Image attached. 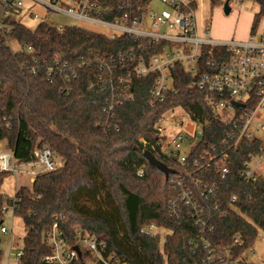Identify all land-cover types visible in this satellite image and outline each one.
Wrapping results in <instances>:
<instances>
[{
	"label": "trees",
	"instance_id": "16d2710c",
	"mask_svg": "<svg viewBox=\"0 0 264 264\" xmlns=\"http://www.w3.org/2000/svg\"><path fill=\"white\" fill-rule=\"evenodd\" d=\"M101 1L118 6L130 0ZM223 1L210 0V6ZM254 1L259 10L251 34L264 18V0ZM20 13L19 7L10 6L0 17V143L8 144L20 164L34 163L35 152L45 147L63 161L61 167L38 173L31 187L21 186L15 194L17 202L2 193L11 172L0 171V228L3 206L14 203L15 216L25 226L27 247L20 264H45L49 246L43 233L56 215L61 217L70 243L76 239L74 228L80 226L106 242L128 264H164L165 260L166 264H224L207 262L204 245L191 243L200 231L184 204L180 216L172 215L170 203L178 191L171 180L184 166L176 158H164L157 145V126L176 108L192 119L210 120L199 150L221 144L239 129L211 112L205 103L206 92L193 86L199 75L177 66V91L155 102L151 96L155 78L138 77L133 72L135 61L117 57L137 46L134 40L109 38L75 25H66L61 33L46 21L31 29L22 23ZM215 50L203 49L199 61L202 71L211 70L207 63ZM56 61L67 62L71 69L54 72ZM121 77L131 78L133 97L119 102L116 89L122 87ZM113 102V115L108 116L106 108ZM141 139L157 145V150L145 147ZM145 150L175 173L167 177L152 166L143 154ZM258 151L256 141L231 149L225 179L214 169L202 173L187 167L196 178L215 187L209 204L219 207L211 208V245L229 248L236 259L253 247L264 230V177L252 182L240 174L251 154ZM185 181L191 186L188 175ZM234 196L236 201H232ZM151 224L169 231L162 246L159 233L144 231ZM237 235L241 245L236 242ZM237 264L254 263L240 260Z\"/></svg>",
	"mask_w": 264,
	"mask_h": 264
},
{
	"label": "built area",
	"instance_id": "2783aa9c",
	"mask_svg": "<svg viewBox=\"0 0 264 264\" xmlns=\"http://www.w3.org/2000/svg\"><path fill=\"white\" fill-rule=\"evenodd\" d=\"M0 1L4 11L10 6H17L21 10L25 8L24 0ZM31 1L44 6L49 14L56 13L71 18L72 22L67 25L83 28H86L83 25L85 23L95 25L108 33L96 32L109 38L127 37L137 42V46H130L117 57L120 61H135L133 72L138 77L155 78L151 89V96L155 102H162L170 92L177 91L174 83V71L177 66L181 65L186 71L199 75L193 81V86L199 91L206 92L205 103L211 112L222 121L239 126V129L230 133L221 144L208 146L203 150H199V141L210 120L201 121L190 117L195 124L194 130H185L183 122H178L182 129L171 140H168L167 133L160 123L157 126L160 136L157 145L161 148L162 156L176 158L184 166L182 173H177L171 180V185L178 191L177 198L170 203L172 215L182 214V204L187 207V213L200 231L198 238L191 243L204 245L207 249V262L237 264L242 259L234 258L229 248H216L209 241L208 235L212 230L210 224H213L211 208L219 207V204L215 206L209 204L214 196L215 187L208 185L203 179L196 178L192 172L195 170L203 173L214 169L221 179H225L229 173L230 150L237 149L243 142L256 141L259 144V151L251 154L240 174L252 182L264 177V122L257 120L260 118L259 114L264 115V28H261V23L245 40L234 38L224 40L211 35L206 19L202 24L198 22L199 14H205L211 7L210 0H156L164 5L163 10L152 6L155 0H130L118 6L103 5L101 0ZM32 15L35 18L39 17L38 14ZM65 26L57 29L63 33ZM0 28L3 29L1 23ZM204 48L216 49L214 58L207 63L210 71H202L199 66ZM139 52L143 54H138ZM102 64L107 65L106 62ZM64 68L71 69L67 62L63 64L60 61L55 62L54 72ZM119 82L122 87L116 89L117 100L120 102L132 98L131 78L121 77ZM234 102L239 105L236 106ZM113 108L114 102L106 108L108 116L113 115ZM227 109L234 110L233 117L223 118V113ZM141 141L145 147L150 145L153 150H157V145L144 139ZM35 156L37 160L34 163L44 164V171L56 169L50 148L38 149ZM14 160L16 159L13 153H1L0 171L16 173L17 165L13 164ZM189 166L193 171L187 169ZM186 175L189 176L191 186L185 181ZM17 200L18 198L14 196V202ZM232 201H236L235 196ZM15 209L14 203L3 206L2 211L6 213L11 210L15 215ZM74 229L76 239L74 243H70L63 232L61 217L56 215L51 220L43 233L44 240L49 246V251L43 258L45 264H128L106 242L93 238L80 226ZM158 230L155 224L144 228L145 232L152 234H156ZM0 231L3 234L9 232L6 226H2ZM20 240L14 238L11 247V256L15 259V264H20L21 256L27 247L25 237L23 246H20ZM236 242L238 245L242 244L240 235L236 236Z\"/></svg>",
	"mask_w": 264,
	"mask_h": 264
},
{
	"label": "rangeland",
	"instance_id": "374dc122",
	"mask_svg": "<svg viewBox=\"0 0 264 264\" xmlns=\"http://www.w3.org/2000/svg\"><path fill=\"white\" fill-rule=\"evenodd\" d=\"M226 1H229V4L231 3L230 6L232 9L230 14L228 15L225 14L224 11V6ZM152 6L157 9H161V10L164 9V5L156 0L154 1V4ZM3 9L4 6L0 1V13L4 11ZM258 10H259L258 5L257 3H255L254 0H225L220 5L209 7L205 11V14L200 13L198 16V22L199 24H202L206 19V25L210 27L212 36H214L217 29L223 27L233 33V35H231L232 37L234 36L235 39H239L241 35L245 37L246 36L248 37L250 35L248 29L251 24V19H253L252 16L255 15V13H257ZM34 12L36 11L34 10ZM31 18L34 21L30 20V18L28 17L22 18V22H26L31 29H35L38 26V24L41 21H43L41 20V18H35V17H31ZM45 21L52 26L60 27L71 23L72 19L65 15L51 13L50 16ZM85 24L83 25L86 28H89L90 30L103 32L104 34L108 33L102 27L90 25V24L85 25ZM261 25H262L261 28H264V21H261ZM234 113L235 112L233 109H227L223 113V118L233 117ZM259 116L260 118L259 119L256 118V119L259 122H264V115L259 114ZM180 121L183 122V129L185 130L195 129V124L192 122L190 116L183 109L176 108L168 112L165 115L164 119L160 122V125L165 129L167 133L168 140H171L182 129L178 125V122ZM52 161L54 162V166L56 168L63 166L62 159L56 154H53ZM16 164H17V172L16 173L11 172L8 175V177L5 179L3 185V189L5 191H7L8 187L10 188L12 184L13 186L17 184L19 188L21 186L31 187L32 186V182L30 181L31 175H34L36 172L37 173L40 172V170L42 172L44 171L45 168V165L41 163L20 164L16 162ZM3 226H6L9 232L7 234H3L0 231V250L2 252L0 264H8L11 245L13 244L14 241L13 233L16 237L17 236L21 237L19 244L20 246H23L25 228L23 225V220L15 216L11 210L5 213ZM157 233L161 235V246H162L165 237L169 233V231L166 229H159ZM259 257L264 260V230H260L253 244V247L245 251L241 256V259L245 262L259 264L260 262ZM12 260L14 262L15 259ZM164 264H166V260Z\"/></svg>",
	"mask_w": 264,
	"mask_h": 264
},
{
	"label": "crops",
	"instance_id": "0c3cea01",
	"mask_svg": "<svg viewBox=\"0 0 264 264\" xmlns=\"http://www.w3.org/2000/svg\"><path fill=\"white\" fill-rule=\"evenodd\" d=\"M24 5H25V8H23L21 10V13H20L21 21H22V18H25V17H28V18H30V20H32V18H31V17H33L32 14H38L39 17H37V18H41V20H46L50 16V14L47 12V10H46V8L44 6H42L40 4L33 3L31 0H24ZM34 10L36 12H34ZM4 12L5 11L0 13V17L4 15ZM252 18H254V15L252 16ZM32 21H34V20H32ZM252 22H253V19H251V24H250V27L248 29L250 34H251ZM22 23H24L27 27H29L26 22H22ZM231 35H233V33L231 31H229L228 29H225V28L222 27V28H219V29L216 30V33L214 34L213 37L218 38V39H224V40L233 39V38L235 39V37L234 36L232 37ZM248 37L247 36L245 37V36L241 35L238 40H245ZM5 152H12V150L9 148V146H8V144L6 142H2V143H0V154L1 153H5ZM16 162L18 163L17 160L16 161L14 160L13 164H16ZM40 172H41V170H40ZM40 172H38V173H40ZM31 176L32 177L30 178V181L34 182V180H35V178L37 176V172L34 174V177H33V175H31ZM3 185H2V193L4 194V196L6 198H13L15 196L16 192L19 189L17 184L15 186H13V184H12L10 186V188L8 187L7 191H5L3 189ZM23 225H24V222H23ZM24 228H25V226H24ZM25 235H26V231H25ZM14 238H17V239L20 238L21 239V237H18V236L16 237L14 235V233H13V239ZM13 244H14V241H13ZM13 244L11 245V247L13 246ZM12 259H14V258H13V256H11V249H10V256H9L8 264H15V260L13 262ZM259 260H260L259 263H264V260L261 259L260 257H259Z\"/></svg>",
	"mask_w": 264,
	"mask_h": 264
},
{
	"label": "water",
	"instance_id": "95a60500",
	"mask_svg": "<svg viewBox=\"0 0 264 264\" xmlns=\"http://www.w3.org/2000/svg\"><path fill=\"white\" fill-rule=\"evenodd\" d=\"M231 10L232 9H231V6L229 4V1H226L225 6H224L225 14H227V15L230 14ZM234 104L236 106L239 105V103H237V102H234ZM143 154L152 166L159 168L162 172H164L166 174L167 177L170 173H175V170L168 168L166 165H164L162 162H160L150 150H145Z\"/></svg>",
	"mask_w": 264,
	"mask_h": 264
}]
</instances>
